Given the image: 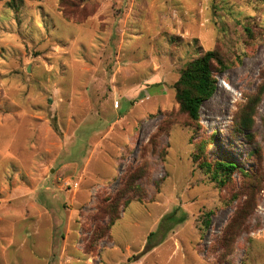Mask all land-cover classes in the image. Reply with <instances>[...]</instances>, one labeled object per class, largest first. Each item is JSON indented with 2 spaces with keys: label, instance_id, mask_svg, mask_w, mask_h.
<instances>
[{
  "label": "rangeland",
  "instance_id": "rangeland-1",
  "mask_svg": "<svg viewBox=\"0 0 264 264\" xmlns=\"http://www.w3.org/2000/svg\"><path fill=\"white\" fill-rule=\"evenodd\" d=\"M0 264H264V0L0 1Z\"/></svg>",
  "mask_w": 264,
  "mask_h": 264
},
{
  "label": "trees",
  "instance_id": "trees-1",
  "mask_svg": "<svg viewBox=\"0 0 264 264\" xmlns=\"http://www.w3.org/2000/svg\"><path fill=\"white\" fill-rule=\"evenodd\" d=\"M12 2L14 3L16 0H12ZM216 63L224 68L226 67L216 51L206 53L203 57L196 59L186 67L175 85L176 99L180 105V110L187 115L192 123L199 124L200 110L203 104L205 101L211 99L217 90L218 83L214 74ZM219 168L229 172L235 171L233 165H218L216 168L217 171ZM110 207H112V205H110ZM167 217L171 218L172 215ZM210 217V215H207V227L210 225ZM118 219L119 218L115 214L111 215L108 229L110 226L114 225ZM153 235L154 234H151V236Z\"/></svg>",
  "mask_w": 264,
  "mask_h": 264
}]
</instances>
